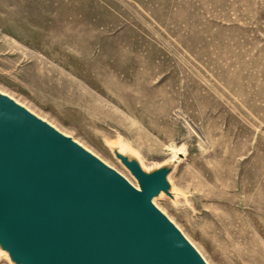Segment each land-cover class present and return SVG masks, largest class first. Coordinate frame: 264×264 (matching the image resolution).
Instances as JSON below:
<instances>
[{
	"label": "rangeland",
	"instance_id": "rangeland-1",
	"mask_svg": "<svg viewBox=\"0 0 264 264\" xmlns=\"http://www.w3.org/2000/svg\"><path fill=\"white\" fill-rule=\"evenodd\" d=\"M0 92L134 185L126 154L164 173L207 264H264V0H0Z\"/></svg>",
	"mask_w": 264,
	"mask_h": 264
},
{
	"label": "water",
	"instance_id": "water-1",
	"mask_svg": "<svg viewBox=\"0 0 264 264\" xmlns=\"http://www.w3.org/2000/svg\"><path fill=\"white\" fill-rule=\"evenodd\" d=\"M116 171L0 93V241L22 264H206L152 203L166 177Z\"/></svg>",
	"mask_w": 264,
	"mask_h": 264
},
{
	"label": "bare ground",
	"instance_id": "bare-ground-1",
	"mask_svg": "<svg viewBox=\"0 0 264 264\" xmlns=\"http://www.w3.org/2000/svg\"><path fill=\"white\" fill-rule=\"evenodd\" d=\"M3 91V90H2ZM1 93V92H0ZM1 94H3V95H6V94H4V93H1ZM8 96V95H7ZM10 97V96H9ZM11 98V97H10ZM13 99V98H12ZM16 102V101H15ZM18 103V102H17ZM21 105V104H20ZM31 112V111H30ZM38 117V116H37ZM43 120V119H42ZM43 121H45V120H43ZM56 129V128H55ZM57 131H59L58 129H57ZM60 132V131H59ZM60 133H62V132H60ZM63 134V133H62ZM63 135H65V134H63ZM65 136H68V135H65ZM74 140V139H73ZM75 141V140H74ZM75 142H77V141H75ZM77 144H79L81 147H83L80 143H78L77 142ZM85 150H87L85 147H83ZM174 150V149H173ZM88 152H90L89 150H87ZM121 152H123L122 150H121ZM92 153V152H91ZM93 154V153H92ZM124 155H125V153H123ZM94 155V154H93ZM96 156V155H95ZM125 157H127L126 159H127V162L128 163H131V164H135V165H137L142 171H143V169L141 168V166L139 165V161H138V159L136 158V157H134L133 155H128V154H126L125 155ZM105 163V162H104ZM127 168V167H126ZM128 169V168H127ZM129 170V169H128ZM144 172V171H143ZM119 175H121L127 182H129L133 187H135L137 190H140V185H139V182L137 181V179L132 175V173L130 172V170H129V174L131 175V177L134 179V181H135V184L136 185H134L133 183H131L125 176H123L121 173H118ZM166 190H167V192H169L170 191V189H169V184H168V182H167V180H166ZM163 193H166L165 191H163V190H161V191H159L155 196H153L152 197V199H151V201H152V203H153V205L154 206H156V204L154 203L155 202V200H157V199H159L161 196H162V194ZM157 207V206H156ZM169 219V218H168ZM170 220V219H169ZM171 221V220H170ZM177 227V226H176ZM187 239V238H186ZM188 240V239H187ZM2 247H3V245H2V243H1V241H0V253H1V249H2ZM3 251H4V253H5V255L10 259V254H9V251H7V250H5V249H3ZM201 255V254H200ZM203 258V257H202ZM10 260H12V259H10ZM259 260L260 261H262L263 263H264V257H259ZM205 261V260H204ZM13 262V261H12ZM14 264H22V263H15V262H13ZM206 263V262H205ZM207 264V263H206Z\"/></svg>",
	"mask_w": 264,
	"mask_h": 264
}]
</instances>
